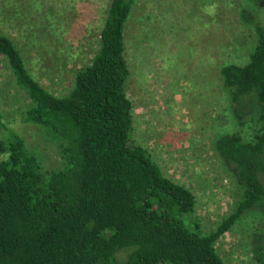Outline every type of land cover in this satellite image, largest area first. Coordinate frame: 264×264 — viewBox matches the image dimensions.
I'll return each mask as SVG.
<instances>
[{"label":"trees","instance_id":"obj_1","mask_svg":"<svg viewBox=\"0 0 264 264\" xmlns=\"http://www.w3.org/2000/svg\"><path fill=\"white\" fill-rule=\"evenodd\" d=\"M134 2L109 0L94 59L63 97L33 77L15 40L0 33V58L29 105L21 120L46 134L62 165L45 170L0 106V264H225L218 242L264 202V27L256 26L245 63L220 70L231 102L255 106L256 131L250 141L232 133L215 143L240 197L207 232L195 195L134 140L124 38ZM252 255L264 264V240Z\"/></svg>","mask_w":264,"mask_h":264},{"label":"rangeland","instance_id":"obj_2","mask_svg":"<svg viewBox=\"0 0 264 264\" xmlns=\"http://www.w3.org/2000/svg\"><path fill=\"white\" fill-rule=\"evenodd\" d=\"M109 0H0V33L11 36L29 72L58 97L99 48ZM264 27V0H135L125 26L126 92L133 103L134 140L164 174L196 198L195 216L209 232L239 199L237 182L215 153L216 141L239 133L250 141L256 108L231 102L220 83L228 63H245ZM0 106L5 122L47 171L62 167L56 146L36 126L7 62L0 58ZM6 131L0 128V138ZM3 156L0 155V160ZM264 240V202L217 245L225 264H255Z\"/></svg>","mask_w":264,"mask_h":264}]
</instances>
